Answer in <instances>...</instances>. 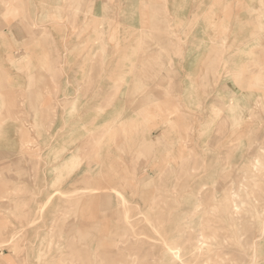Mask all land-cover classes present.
<instances>
[{"label": "rangeland", "instance_id": "obj_1", "mask_svg": "<svg viewBox=\"0 0 264 264\" xmlns=\"http://www.w3.org/2000/svg\"><path fill=\"white\" fill-rule=\"evenodd\" d=\"M3 19L9 25L27 18L10 13ZM69 20L76 23L75 17ZM80 39L87 46L99 43L96 53L83 51L101 62L108 42L116 41L107 33ZM148 40L154 43L155 35L149 33ZM63 51L70 50H46V56ZM51 68L58 89L59 66ZM171 68L160 65L159 71ZM20 69L29 72L27 64ZM148 69L157 71L150 62ZM3 77L0 127L19 120L27 135L28 97L12 95L6 69ZM231 83L260 93L248 111L238 110L234 96H216L210 109L203 111L201 104L185 113L176 96L156 97V81H148L147 96L141 97L146 111L133 113L130 130L103 125L85 140L76 166L84 164L83 176L69 190L54 184L52 192L42 185L29 192L28 179L43 172L42 148L34 139L16 152L0 143V264H264V79ZM51 92L38 99L35 118L41 123L56 116L59 98ZM46 99L54 105L44 107ZM106 141L131 142V172L122 158L102 161Z\"/></svg>", "mask_w": 264, "mask_h": 264}, {"label": "crops", "instance_id": "obj_2", "mask_svg": "<svg viewBox=\"0 0 264 264\" xmlns=\"http://www.w3.org/2000/svg\"><path fill=\"white\" fill-rule=\"evenodd\" d=\"M261 1L264 4V0H0L10 2L0 7V81L6 69L12 95L28 97L29 131L25 135L22 122L9 120L0 127V143L8 152H16L30 139L42 148L43 172L37 180L28 179V191L42 185L44 192H52L54 184L69 190L77 184L83 176L79 171L84 164L76 166L83 158L85 140L103 125L130 130L133 113L146 111L141 97L147 96L148 81H156V97L176 96L185 113L197 112L201 104L203 111L210 109L216 96H234L238 110L248 111L260 93L231 81L264 79ZM10 13L27 19L5 25L3 18ZM57 17L61 20L55 21ZM70 17H75V24ZM85 18L100 23L85 24ZM85 33L92 39L97 33L113 34L116 41L108 42L105 61L84 54L85 48L93 49V54L99 49L94 40L87 46L89 41L80 39ZM149 33L155 35L154 43L148 40ZM52 49L70 51L47 58L46 50ZM149 62L156 65L155 73L148 71ZM26 64L29 72L21 71ZM101 64H106L103 72ZM52 65L59 66L54 78L58 89L52 83ZM160 65L172 66L173 71H159ZM48 91L59 98L56 116L41 123L35 109ZM51 99L44 107L54 105ZM114 144L102 143V161L122 158L124 170L131 172V142Z\"/></svg>", "mask_w": 264, "mask_h": 264}, {"label": "bare ground", "instance_id": "obj_3", "mask_svg": "<svg viewBox=\"0 0 264 264\" xmlns=\"http://www.w3.org/2000/svg\"><path fill=\"white\" fill-rule=\"evenodd\" d=\"M247 190H249V189H247ZM252 191V190H251ZM250 193V192H249ZM225 197L224 198H226V194L224 195ZM239 196V195H238ZM246 196H247V194H246ZM250 196H252V194L250 195ZM250 198V197H249ZM233 199V198H232ZM242 199V198H241ZM248 199V198H247ZM251 199V198H250ZM223 200V199H222ZM226 200V199H225ZM224 200V201H225ZM235 200V199H234ZM249 201V200H248ZM247 201V202H248ZM233 204H235L233 207L236 209V211L239 209V204H238V202L236 201L235 203H233ZM222 205V204H221ZM227 206V205H226ZM236 206V207H235ZM222 208H223V211H224V207L223 206H221ZM222 208H221V212L223 213V211H222ZM229 208V207H228ZM227 209V208H226ZM234 209V210H235ZM228 211H229V209H228ZM235 211V212H236ZM225 214V213H224ZM227 214V213H226ZM235 214V213H234ZM223 215V214H222ZM230 215H232V214H230ZM230 217V216H229ZM264 224V223H263ZM213 233H215V232H213ZM203 235V234H202ZM207 236V235H206ZM205 237V236H204ZM206 240V239H205ZM207 246V245H206ZM209 246V245H208ZM209 249V248H208Z\"/></svg>", "mask_w": 264, "mask_h": 264}]
</instances>
